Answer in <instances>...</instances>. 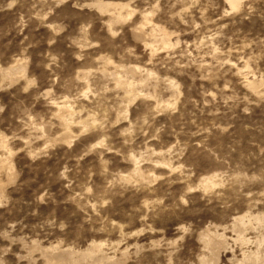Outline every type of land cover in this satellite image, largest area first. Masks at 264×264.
<instances>
[{"label":"rangeland","instance_id":"1","mask_svg":"<svg viewBox=\"0 0 264 264\" xmlns=\"http://www.w3.org/2000/svg\"><path fill=\"white\" fill-rule=\"evenodd\" d=\"M260 79L264 0H0V264H264Z\"/></svg>","mask_w":264,"mask_h":264},{"label":"bare ground","instance_id":"2","mask_svg":"<svg viewBox=\"0 0 264 264\" xmlns=\"http://www.w3.org/2000/svg\"><path fill=\"white\" fill-rule=\"evenodd\" d=\"M228 3H229V5L231 6V8L232 9H234V8H237L238 7V5H239V3H240V0H226ZM97 2V1H96ZM94 5V4H93ZM97 5V6H96ZM95 6L96 7H98L101 11H109V8L112 6V7H114V6H116L117 4H115V3H112V2H98L97 4H96ZM119 5V4H118ZM98 9V10H99ZM114 9V8H113ZM104 12V13H105ZM252 87L254 86V87H262V88H264V79H260L258 82H255V81H251L250 83H249ZM241 223V222H240Z\"/></svg>","mask_w":264,"mask_h":264},{"label":"trees","instance_id":"3","mask_svg":"<svg viewBox=\"0 0 264 264\" xmlns=\"http://www.w3.org/2000/svg\"><path fill=\"white\" fill-rule=\"evenodd\" d=\"M46 159V157L44 158V157H42L41 158V160H45ZM41 160H39V161H37V163H39ZM53 160L52 159H50V160H48V164H51V162H52ZM21 169V168H20ZM23 170V171H22ZM21 171H22V175H24L26 172H27V168H24V169H21ZM58 199L60 198V197H57ZM43 207H48V209H46L45 211H43L42 212V214H49L51 211H50V205H48V206H46V205H43ZM60 213H59V211H56V215L58 216V217H63V216H61V215H59ZM64 218V217H63Z\"/></svg>","mask_w":264,"mask_h":264}]
</instances>
